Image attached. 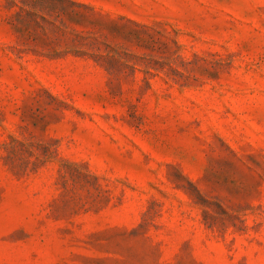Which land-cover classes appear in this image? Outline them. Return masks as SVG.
<instances>
[{
	"label": "rangeland",
	"instance_id": "1",
	"mask_svg": "<svg viewBox=\"0 0 264 264\" xmlns=\"http://www.w3.org/2000/svg\"><path fill=\"white\" fill-rule=\"evenodd\" d=\"M0 264H264V0H0Z\"/></svg>",
	"mask_w": 264,
	"mask_h": 264
}]
</instances>
